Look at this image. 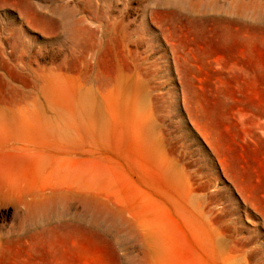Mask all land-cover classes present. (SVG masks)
Segmentation results:
<instances>
[{"label":"rangeland","instance_id":"obj_1","mask_svg":"<svg viewBox=\"0 0 264 264\" xmlns=\"http://www.w3.org/2000/svg\"><path fill=\"white\" fill-rule=\"evenodd\" d=\"M0 264H264V0H0Z\"/></svg>","mask_w":264,"mask_h":264}]
</instances>
